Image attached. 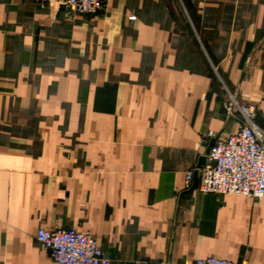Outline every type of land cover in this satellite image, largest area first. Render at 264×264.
I'll return each instance as SVG.
<instances>
[{"label": "crops", "instance_id": "1", "mask_svg": "<svg viewBox=\"0 0 264 264\" xmlns=\"http://www.w3.org/2000/svg\"><path fill=\"white\" fill-rule=\"evenodd\" d=\"M232 95L264 129V0H0V264H56L41 228L109 264H264V197L187 185Z\"/></svg>", "mask_w": 264, "mask_h": 264}, {"label": "built area", "instance_id": "2", "mask_svg": "<svg viewBox=\"0 0 264 264\" xmlns=\"http://www.w3.org/2000/svg\"><path fill=\"white\" fill-rule=\"evenodd\" d=\"M56 2L78 14L96 13L103 0H37ZM225 109L240 120V128L229 136L218 137L201 168L198 188L208 193H235L255 199L264 197V129L257 124V105L242 103L234 95L225 102ZM194 171L187 174L192 183ZM38 240L46 247L56 264H109L96 237L75 228L49 231L41 228ZM193 264H245L217 257L199 258Z\"/></svg>", "mask_w": 264, "mask_h": 264}, {"label": "water", "instance_id": "3", "mask_svg": "<svg viewBox=\"0 0 264 264\" xmlns=\"http://www.w3.org/2000/svg\"><path fill=\"white\" fill-rule=\"evenodd\" d=\"M229 116H233L232 113L229 114ZM217 136L213 137L205 151V153L203 155L200 156L196 169L194 170V175H193V186H197L199 183V179H200V175H201V168L203 167V165L206 163L207 160V155L210 153V150L212 148V146L215 144L216 140H217Z\"/></svg>", "mask_w": 264, "mask_h": 264}]
</instances>
